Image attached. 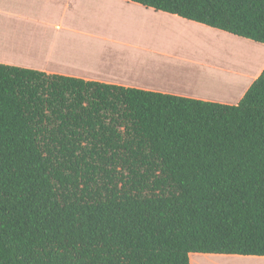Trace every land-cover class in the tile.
Instances as JSON below:
<instances>
[{"label":"trees","instance_id":"1","mask_svg":"<svg viewBox=\"0 0 264 264\" xmlns=\"http://www.w3.org/2000/svg\"><path fill=\"white\" fill-rule=\"evenodd\" d=\"M264 44V0H127ZM264 256V68L236 104L0 63V264Z\"/></svg>","mask_w":264,"mask_h":264},{"label":"crops","instance_id":"2","mask_svg":"<svg viewBox=\"0 0 264 264\" xmlns=\"http://www.w3.org/2000/svg\"><path fill=\"white\" fill-rule=\"evenodd\" d=\"M27 2L34 3L35 9L0 5V14L6 18L0 21L2 64L227 104H236L264 68V44L131 1ZM88 7L96 14L114 16L127 11L145 25L167 30L157 32L185 35L189 42L202 46V52H174L126 35L92 38L85 20ZM203 35L212 38L211 51ZM204 81L213 87L200 88L198 84ZM217 81L224 84L216 90ZM194 254L206 253L189 254L191 264H264V256L191 258Z\"/></svg>","mask_w":264,"mask_h":264},{"label":"rangeland","instance_id":"3","mask_svg":"<svg viewBox=\"0 0 264 264\" xmlns=\"http://www.w3.org/2000/svg\"><path fill=\"white\" fill-rule=\"evenodd\" d=\"M0 0V5L4 7H12L18 6L19 8H24L25 10H33L35 9V4L31 2H27V0ZM44 6V4H43ZM45 7V6H44ZM58 13V10H57ZM110 14V13H108ZM106 15L105 13L96 14L92 7H88L86 10V25L89 27L87 31L90 30L92 38L100 37V36H112L113 38H122L123 35L131 37V38H139V39H148L152 45L154 46H164V49H168L170 51H193V53L200 54L202 52V46L196 45L195 43L189 42L187 37L183 34H178L176 32L168 31V33L164 32H157V31H167L164 27L154 28L149 24L145 25L142 22L137 20V17L133 14H130L127 11H124L121 16H114V15ZM0 21H6L4 15L0 14ZM204 36V35H203ZM202 38L206 39L208 42L212 40L211 37L204 36ZM211 47L207 44L208 50L211 51L213 44L210 42ZM213 49V48H212ZM78 51V50H77ZM81 51V50H79ZM201 51V52H200ZM82 52V51H81ZM208 53V51H207ZM206 53V54H207ZM204 84H198L200 88L206 89V87H213L209 86L208 81H204ZM203 83V82H202ZM219 89L222 84L221 81H217L216 83ZM239 92L236 91L234 95H237ZM199 256L205 257H217V258H224V259H231L233 257L228 255L218 256L213 254H194L191 255V258H200ZM190 258V259H191ZM191 261V260H190Z\"/></svg>","mask_w":264,"mask_h":264},{"label":"bare ground","instance_id":"4","mask_svg":"<svg viewBox=\"0 0 264 264\" xmlns=\"http://www.w3.org/2000/svg\"><path fill=\"white\" fill-rule=\"evenodd\" d=\"M221 263H224V262H221Z\"/></svg>","mask_w":264,"mask_h":264}]
</instances>
